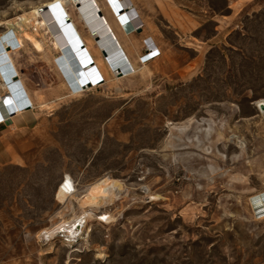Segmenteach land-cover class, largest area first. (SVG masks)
I'll return each mask as SVG.
<instances>
[{"label": "rangeland", "instance_id": "1", "mask_svg": "<svg viewBox=\"0 0 264 264\" xmlns=\"http://www.w3.org/2000/svg\"><path fill=\"white\" fill-rule=\"evenodd\" d=\"M46 1L0 0V22ZM133 1L163 52L148 76L73 96L24 42L17 65L53 99L0 166V264H264V0ZM88 214L74 239L49 234Z\"/></svg>", "mask_w": 264, "mask_h": 264}, {"label": "bare ground", "instance_id": "2", "mask_svg": "<svg viewBox=\"0 0 264 264\" xmlns=\"http://www.w3.org/2000/svg\"><path fill=\"white\" fill-rule=\"evenodd\" d=\"M70 9L79 19L80 26ZM178 15L179 12H175V16ZM66 21L70 24L67 25ZM2 25H6L7 30L0 35L1 86L10 87L16 91L15 94L23 96L27 85L20 77L16 61L24 54L25 41L42 50L54 63L73 96L84 93L86 89L100 87L112 77L148 76L151 73L149 64L158 62L163 55L151 33L153 26L144 20L133 0H48L32 6L20 16L0 22V27ZM14 25H19L23 32L28 30L19 36L13 29ZM80 45H83L81 49ZM146 47L149 50L141 55ZM4 101L8 107L13 103L12 115L19 116L25 110L34 109L26 99L21 102L14 99ZM263 105L264 101L258 103L260 110ZM0 127H6L5 123H0ZM8 128L13 129L14 126ZM74 193V182L67 175L59 191V199L65 201ZM250 202L256 216L264 219V192L252 197ZM88 205L90 203L86 200L82 203V206ZM92 216L88 214L63 221L49 234L68 233L74 239L75 233L85 230ZM111 218L102 217L100 220L108 222Z\"/></svg>", "mask_w": 264, "mask_h": 264}, {"label": "crops", "instance_id": "3", "mask_svg": "<svg viewBox=\"0 0 264 264\" xmlns=\"http://www.w3.org/2000/svg\"><path fill=\"white\" fill-rule=\"evenodd\" d=\"M17 65V63H16ZM20 77L26 83L27 90H25V96L15 94L10 87L3 88L1 86L2 80L0 78V123L4 122L6 127H0V166L13 162L14 156L11 154L10 146L13 145L12 141L17 132H27L36 129L41 122L49 118L50 114L48 109H44L46 106L51 105L52 89L44 82L43 78L39 77L40 82L38 85L34 83L32 76L42 75V73H32L28 70L21 69L20 65H17ZM62 77V76H61ZM63 79V78H62ZM14 94V95H13ZM5 99H14L15 102H21L26 99L29 103L34 105V109L23 111L22 115L11 114V105H6ZM57 99L53 101L56 103ZM11 121V122H10ZM9 123V124H8ZM8 126H14L9 129Z\"/></svg>", "mask_w": 264, "mask_h": 264}, {"label": "water", "instance_id": "4", "mask_svg": "<svg viewBox=\"0 0 264 264\" xmlns=\"http://www.w3.org/2000/svg\"><path fill=\"white\" fill-rule=\"evenodd\" d=\"M66 23H68V21H66ZM70 23H68L67 25H69ZM83 47V45H80V49ZM91 83L89 82L88 85H90ZM261 111H264V105L262 107V110ZM11 122V121H10ZM9 124V123H8Z\"/></svg>", "mask_w": 264, "mask_h": 264}]
</instances>
